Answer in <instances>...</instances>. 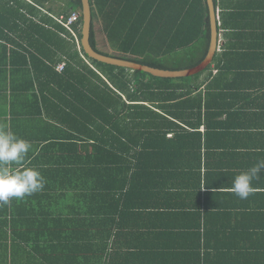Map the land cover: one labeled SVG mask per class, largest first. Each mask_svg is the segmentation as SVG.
I'll list each match as a JSON object with an SVG mask.
<instances>
[{
    "label": "crops",
    "instance_id": "obj_1",
    "mask_svg": "<svg viewBox=\"0 0 264 264\" xmlns=\"http://www.w3.org/2000/svg\"><path fill=\"white\" fill-rule=\"evenodd\" d=\"M214 6L216 62L211 74L200 78L211 77L206 82L213 90L204 95L199 122L185 117L195 122L200 139L175 140L167 134L174 143L168 147L166 176L154 178L148 193L136 196L140 203L130 212L133 223L124 229L117 225L118 196L124 191L115 173L121 170L112 163L118 154L94 158L92 140L79 141L60 116L47 118L44 108H50L42 103L37 83H31L27 70L19 72L24 60L17 55L9 66L11 45L0 38V68L11 71L0 74V258L7 264H48L61 258L64 244L88 245L100 237L110 243L102 247L104 261L115 263L111 256L124 253L117 244L133 238L135 264L177 259L190 264L188 255L198 240L206 244V230L214 240L209 242H222L216 227L229 226L230 220L236 226H264V0H215ZM98 41L95 32L97 49L107 53ZM183 126L195 133V126ZM100 167L111 197L102 199L109 215L95 225L97 203L90 200V188ZM236 229L230 240L243 241L248 229ZM67 255L64 264H95L93 254H85L86 262Z\"/></svg>",
    "mask_w": 264,
    "mask_h": 264
},
{
    "label": "trees",
    "instance_id": "obj_2",
    "mask_svg": "<svg viewBox=\"0 0 264 264\" xmlns=\"http://www.w3.org/2000/svg\"><path fill=\"white\" fill-rule=\"evenodd\" d=\"M89 3L90 44L95 50H98L94 31L97 20L110 47L119 53L109 55L120 59L176 71L198 65L207 53L210 28L206 0H89ZM81 7V0H0V38L11 45L9 66L17 55L24 60L25 69L19 72L27 70L31 83H37L42 103L47 101L44 106L48 104L51 110L44 108L47 118L60 116L59 122L71 125L79 141L92 140L94 158L118 154V162L112 163L121 170L115 173L124 191L118 196L121 210L117 213V225L124 229L133 223L135 215L130 212L140 203L136 196L142 191L148 193L154 178L162 181L166 176L168 147L174 143L167 134L172 133L175 140L200 139L194 123L200 121L205 93L213 90L212 84L206 82L211 77L205 81L200 78L204 73L211 74L216 54L204 71L186 78H159L97 62L88 58L81 47ZM72 14L77 15L72 25L76 39L54 19L63 16L66 21ZM60 63L64 67L58 73L56 67ZM0 74L7 75L1 68ZM42 75L46 76V83ZM188 116L196 121L189 122L185 119ZM183 124L195 126V133ZM121 154L126 155V161ZM94 164L103 166L105 161L95 160ZM105 173L100 167L90 188L94 192L90 200L98 204L95 225L109 215H104L107 207L102 208V199L111 197ZM237 213L238 210L230 213L231 219ZM230 222L229 226L216 227L215 236H220L222 242H209L213 239L206 230V244L198 240L196 250L188 255L190 264H264V226L244 227ZM234 227L247 228L244 240L251 242L231 241L230 233L239 230ZM102 238L88 245L64 244L61 258L53 257L48 264L68 263L67 253L85 262V254H93L95 264H135L133 238L117 244V249L124 253L111 256L115 263L104 261L101 250L108 249L110 243ZM109 248L113 249V243ZM177 261L174 264H179ZM0 264H7L6 258H0Z\"/></svg>",
    "mask_w": 264,
    "mask_h": 264
},
{
    "label": "water",
    "instance_id": "obj_3",
    "mask_svg": "<svg viewBox=\"0 0 264 264\" xmlns=\"http://www.w3.org/2000/svg\"><path fill=\"white\" fill-rule=\"evenodd\" d=\"M209 15V28H210V42L207 53L204 59L196 66L183 70H162L143 65L137 62L120 59L116 56L103 53L95 50L90 44V27L92 23L91 6L89 0H81L82 9V27H81V47L84 54L97 62L130 69L133 71H141L148 73L151 76L159 78H186L196 75L204 71L212 62L213 56L217 49L218 27L216 20V11L213 0H206Z\"/></svg>",
    "mask_w": 264,
    "mask_h": 264
},
{
    "label": "rangeland",
    "instance_id": "obj_4",
    "mask_svg": "<svg viewBox=\"0 0 264 264\" xmlns=\"http://www.w3.org/2000/svg\"><path fill=\"white\" fill-rule=\"evenodd\" d=\"M102 26L101 23L97 20L94 21V30L97 34V38L99 39V44L100 45V49L101 50H105V52H107V54H112V55H119V53L115 50H113L110 47L109 42L107 41V38L105 36V34L102 32Z\"/></svg>",
    "mask_w": 264,
    "mask_h": 264
},
{
    "label": "built area",
    "instance_id": "obj_5",
    "mask_svg": "<svg viewBox=\"0 0 264 264\" xmlns=\"http://www.w3.org/2000/svg\"><path fill=\"white\" fill-rule=\"evenodd\" d=\"M57 23H59L61 26H63L64 28H66L68 31H70V33L75 37L76 39V33L73 31L72 29V25L74 24V22L77 20V15L76 14H72L70 15L67 20H64L63 16L60 17H55L54 18ZM64 67V63H60L57 67L56 70L58 72L62 71Z\"/></svg>",
    "mask_w": 264,
    "mask_h": 264
}]
</instances>
